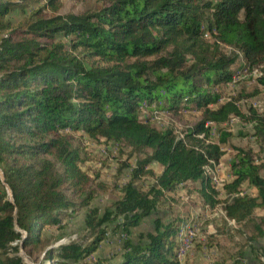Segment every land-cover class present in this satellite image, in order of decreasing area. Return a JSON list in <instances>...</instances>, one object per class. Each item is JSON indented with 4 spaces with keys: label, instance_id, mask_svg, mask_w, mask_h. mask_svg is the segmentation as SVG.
<instances>
[{
    "label": "trees",
    "instance_id": "16d2710c",
    "mask_svg": "<svg viewBox=\"0 0 264 264\" xmlns=\"http://www.w3.org/2000/svg\"><path fill=\"white\" fill-rule=\"evenodd\" d=\"M45 1L19 31L7 17L23 7L0 0V168L14 201L0 180V264H26L21 241L33 264H113L97 255L110 226L125 236L120 264H176L180 219L157 218L154 231L137 242L132 230L189 183H200L207 204L220 203L207 173L232 134L223 131L219 143L211 142L210 123L239 118L264 143V114L244 111L243 94L219 104L213 92L233 80L239 54L251 70L263 69L264 86V0H108L80 15L57 14L61 0ZM190 106L202 117L181 134L157 127L152 114L143 118L148 110L178 114ZM85 138L123 144L138 156L135 167H122L131 168L130 180L117 185L121 196L103 211L93 207L98 189L82 166ZM234 150L223 209L244 223L264 210V165L252 150ZM148 176L155 183L144 189L139 181ZM245 184L256 194L243 192ZM82 210L85 235L59 245ZM52 227L57 234L46 235Z\"/></svg>",
    "mask_w": 264,
    "mask_h": 264
},
{
    "label": "rangeland",
    "instance_id": "374dc122",
    "mask_svg": "<svg viewBox=\"0 0 264 264\" xmlns=\"http://www.w3.org/2000/svg\"><path fill=\"white\" fill-rule=\"evenodd\" d=\"M11 1L19 3L23 7V9L13 11L7 17L14 29L19 31L26 27L34 12L42 9L47 4L45 0ZM107 2L108 0H61L62 7L57 14L80 15L97 11ZM43 14L51 15L52 12L46 8ZM206 39L211 40V37L207 36ZM211 42L213 41L211 40ZM224 51L228 54L233 52L230 48H224ZM233 72L234 78L232 81L222 83L213 90L215 94L221 96L219 104L237 99L242 94L244 96L253 94L258 90L260 93L255 97L247 98L243 96L239 101V105L244 111L254 107L264 114V86L260 85L258 80L263 69L251 70L243 55L239 54V60L234 65ZM190 107L178 114L159 112L158 110L149 112L150 110H148L144 112L143 118H149L153 115L154 118L151 121L157 127H172L177 134H181L201 120L202 112L192 106ZM211 107L216 108L217 105ZM209 126L211 128V142L219 143L223 131L232 134L226 144H221L225 155L220 163L216 164V170L207 173L211 178H214L211 185L218 193L216 199L220 203L215 206L207 204L200 193L201 186L199 182L183 185L176 193L168 195L161 201L155 214L146 218L139 227L132 230L131 238L134 242H137L140 234L153 232L154 221L157 218H161L166 222L180 219L181 224L183 223L181 227L189 223V228L188 226L186 228L190 232L193 230L194 235L191 236L193 239L188 237L181 242L178 232L176 237V264H264V228L261 225L264 210L258 209L250 221L238 223L229 219L223 209V201L227 197L224 185L233 180L231 162L236 155L234 148L240 147L245 150H252L257 163L264 165V143L255 138L252 124L244 123L236 117H233L226 124L210 123ZM83 145L87 150V161L82 166L93 179L92 187L98 189V197L93 203V207H100L103 211L121 196L119 191L121 185L124 186L130 180L131 168L122 167L126 164L135 167L138 156L131 155V150L125 145L114 142H97L85 138ZM151 168L156 173H160L162 170V167L158 164L152 165ZM262 175L264 176V167ZM100 183L105 184L106 189L99 188L98 184ZM153 183H155V178L151 176L139 181V185L144 189ZM242 189L245 193L256 194V190L249 187L248 184H245ZM85 216L86 210H82L68 221L64 230L66 236L60 243L59 241L56 242L54 246H57L58 243L69 244L85 235ZM55 229V227L48 229L46 235L57 234ZM108 231L107 239L100 246L97 255L110 263L120 264L123 259L125 236L115 233L113 226H110ZM41 257L40 255L39 260L42 259ZM46 264H50V262L47 261Z\"/></svg>",
    "mask_w": 264,
    "mask_h": 264
},
{
    "label": "water",
    "instance_id": "95a60500",
    "mask_svg": "<svg viewBox=\"0 0 264 264\" xmlns=\"http://www.w3.org/2000/svg\"><path fill=\"white\" fill-rule=\"evenodd\" d=\"M0 180L5 184V186L7 187V190H8V193H9V196H10V198H11V201H12V203H14V201H13V194H12V190H11V188L6 184V181H5V175H4V172H3V170L0 168ZM15 223H16V228H17V230L20 232V233H22V235H23V240H25L26 239V233L24 232V231H22L20 228H19V226H18V224H17V220L15 221ZM19 254H20V256H21V258L23 259V261L26 263V264H33V262L27 257V255L25 254V252H24V241H21L20 243H19Z\"/></svg>",
    "mask_w": 264,
    "mask_h": 264
},
{
    "label": "bare ground",
    "instance_id": "6f19581e",
    "mask_svg": "<svg viewBox=\"0 0 264 264\" xmlns=\"http://www.w3.org/2000/svg\"><path fill=\"white\" fill-rule=\"evenodd\" d=\"M147 105H144L143 106V109H147ZM189 224V223H188ZM188 224L186 225H183L180 230H179V239H181V242L184 240V239H187L188 237H191L194 235V232L192 230V232L188 231V229L186 228L188 226ZM193 226V225H192ZM189 228V226H188ZM192 228V227H191ZM195 228V227H194ZM192 238V237H191ZM193 239V238H192ZM187 243V242H186ZM59 245H64V243L62 244H59ZM188 245V244H187ZM183 249H184V245H183ZM184 251V250H183Z\"/></svg>",
    "mask_w": 264,
    "mask_h": 264
},
{
    "label": "built area",
    "instance_id": "2783aa9c",
    "mask_svg": "<svg viewBox=\"0 0 264 264\" xmlns=\"http://www.w3.org/2000/svg\"><path fill=\"white\" fill-rule=\"evenodd\" d=\"M231 84V83H230ZM190 238V237H189ZM184 250V249H183ZM183 255V254H182Z\"/></svg>",
    "mask_w": 264,
    "mask_h": 264
}]
</instances>
